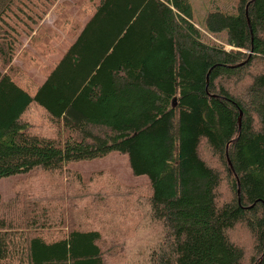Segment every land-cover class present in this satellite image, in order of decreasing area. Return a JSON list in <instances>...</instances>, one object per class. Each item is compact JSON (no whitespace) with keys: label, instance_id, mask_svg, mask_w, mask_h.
I'll return each mask as SVG.
<instances>
[{"label":"trees","instance_id":"16d2710c","mask_svg":"<svg viewBox=\"0 0 264 264\" xmlns=\"http://www.w3.org/2000/svg\"><path fill=\"white\" fill-rule=\"evenodd\" d=\"M236 9L0 0V264H264V0ZM111 152L148 182L64 170Z\"/></svg>","mask_w":264,"mask_h":264},{"label":"rangeland","instance_id":"374dc122","mask_svg":"<svg viewBox=\"0 0 264 264\" xmlns=\"http://www.w3.org/2000/svg\"><path fill=\"white\" fill-rule=\"evenodd\" d=\"M189 2L192 8V21L197 26H202L206 15L214 10L225 12L230 16H236V8L239 0H189ZM55 18L56 14L50 12L45 17L43 23H45V25H51ZM223 46L226 50L231 49L224 44ZM36 77L38 82H43L44 77ZM64 170L71 171L73 174L74 172L78 173L81 176V179L85 182L95 175L103 174L104 176H102L101 180L104 183L106 182L105 179H108L106 177H110L112 180L109 179L108 181L114 185L119 184V187H121L120 185H123L124 187L141 186L148 182L147 176L133 175L127 156L118 152H111L104 157L92 160L69 162L65 164ZM21 176L22 175H14L0 180V198L3 203L10 202L15 198V185L20 180ZM236 235L239 236V234ZM232 237L236 239L233 235ZM141 239V236H139L138 244ZM136 243L137 241L132 242L133 246L138 247Z\"/></svg>","mask_w":264,"mask_h":264}]
</instances>
